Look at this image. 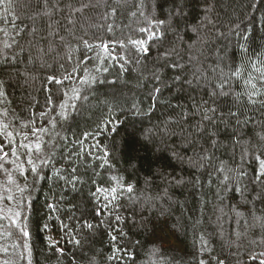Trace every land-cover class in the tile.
Here are the masks:
<instances>
[{
  "label": "trees",
  "instance_id": "obj_1",
  "mask_svg": "<svg viewBox=\"0 0 264 264\" xmlns=\"http://www.w3.org/2000/svg\"><path fill=\"white\" fill-rule=\"evenodd\" d=\"M57 3L62 11L55 10ZM85 4L89 7L72 14L75 23L68 24L71 9ZM157 4H162V0H48L52 10L49 16L36 15L45 11L44 0H21L16 4V14L20 16L16 28H27V31L18 38L24 51L20 52V47L13 45L5 52L8 58L19 53L16 60L0 62V81L4 82V96H0V124L9 125L7 131L13 133L10 138L0 134V144L7 145L5 151L10 153L12 145H19L21 141L34 142L31 130L35 126L50 129L42 134L45 145L51 141L60 146L45 148L46 153L54 150L55 155L48 166L40 169L39 177H34L26 163L17 161L24 163L25 174L21 176L17 171L13 174L24 192L21 194L13 189V195L19 200L18 206L14 201L0 203V209H3L0 212V264H199L200 259L207 261L210 256L227 258L226 264H259V260L264 259L259 255L264 252V245L250 243L264 235V230L249 228L239 239L235 235L237 231L245 232V220L249 225L253 223V213L264 216V202L252 199L264 192V187L256 185L254 190L250 183L259 167L255 153L241 159L244 142L264 144L257 135L264 134V108L248 105L245 95H241L239 102L235 96H229L216 113L217 116L223 113L227 123H219L218 128L206 123L203 136H197L193 127L200 121L193 104L207 100L209 106H213L208 92L212 90V84L220 82L221 72L229 79L233 93L246 92L245 81L252 72L249 60L257 59L256 54L264 58V0H176L182 8L173 7L169 0L162 5L163 14ZM113 8L115 13H112ZM141 11L150 18L165 20H169L170 13L182 12V15L173 19L164 47L158 49L153 45L140 66L129 63L125 65L127 71L121 73L119 64L122 60H113L95 47L91 51L84 47L85 40L96 45L146 38V34L138 31L147 26V21L139 15ZM33 16L35 19H30ZM7 19L11 20L10 17ZM109 25L112 31H108ZM33 27L37 29L34 37L29 35ZM0 29L15 35L11 23L4 19H0ZM50 31L64 36L68 47L58 36H49ZM5 41L11 43V38L0 31V48ZM241 45L247 49L246 53ZM172 47L176 48L180 63L186 67L165 69L161 73L168 87L163 88L154 102L150 98L154 87L151 73L162 64L158 57ZM40 48L44 51L40 52ZM110 51L117 58L122 52H127L129 59L135 58L134 51L119 46L114 50L110 47ZM190 56L197 59L188 66ZM238 66L241 76L232 78L230 73ZM74 67L75 72L72 71ZM84 68L88 69L87 75L95 77L96 82L90 86L79 85L78 78L86 75ZM104 68L108 71H103ZM194 72L203 74L208 81L202 79L200 87L195 86V81L188 85L186 81L193 79ZM68 74L72 75V80L64 79ZM176 75H181V81H174ZM253 75L256 74L253 72ZM48 77H55L62 83L57 84ZM73 88H79L81 95L88 99L73 101ZM61 103H66L63 110ZM153 103L156 107L149 112ZM133 104L142 108L146 115L132 117ZM229 110H239L241 120L248 116L251 121L237 126L235 119L227 116ZM61 111L67 112L66 120L59 115ZM185 112L188 113L186 122L182 119ZM41 113L46 115L41 116ZM49 120L56 122L55 128ZM109 120L123 122L118 133L110 132L111 125L104 128L103 122ZM132 120L139 129L135 138L128 135ZM208 130L218 133L213 137L219 141L215 149L207 139ZM85 132L90 135L85 137ZM25 133L29 140H24ZM145 135L154 142L146 145ZM189 139L199 143L186 147ZM237 139L240 144L235 143ZM201 146L214 152L211 166L197 170L171 158L175 151L187 159L194 151H201ZM105 147L109 152V165L101 168L103 161L96 157L103 156ZM69 155L71 162L64 159ZM9 159L15 158L9 156ZM220 161L228 167L242 166L246 171L243 184L248 191L243 196L234 187L226 189L220 184L222 176L215 173ZM73 166L79 168L84 180L77 185L76 191L53 177L57 168L62 170L61 174L70 175ZM5 167L15 169L11 163H6ZM112 176L122 178L120 184H130L134 191L128 193L126 187H120L117 181L110 179ZM4 179V172L0 170V181ZM34 180L38 182L34 183ZM92 180L96 181L95 185ZM176 180L184 183L176 184ZM96 187H117L119 200L109 204L105 196L110 200V192L98 193V198L87 195ZM46 200L58 201V211L51 212L44 207ZM104 204H108L105 214L95 216V209ZM11 206L17 208L20 217L11 218L7 211ZM109 211L112 213L111 226H101L100 220H109ZM235 212L243 215L237 217ZM116 215L123 219L116 222ZM85 221L94 227L88 229L84 226ZM24 230L29 235L25 236ZM121 231L123 236L119 234ZM165 231L174 238L177 246L163 245L161 233ZM112 236L117 239L113 241ZM202 237L211 252H201ZM75 240L80 243L77 245ZM230 241L234 242L231 246ZM113 245L121 250L118 253L121 258L109 261L107 257L112 254ZM58 249H63V253ZM253 253L257 256L256 261L249 260Z\"/></svg>",
  "mask_w": 264,
  "mask_h": 264
},
{
  "label": "snow or ice",
  "instance_id": "obj_2",
  "mask_svg": "<svg viewBox=\"0 0 264 264\" xmlns=\"http://www.w3.org/2000/svg\"><path fill=\"white\" fill-rule=\"evenodd\" d=\"M21 0H0V19H4L6 23H11L12 28L15 32V35L12 36L7 29H0V31H3L5 36H9L11 38V43H8L5 41L3 43V48H0V62L7 63L8 60L10 59L11 61H15L16 57L19 55V53H14L10 58L7 57V52H5L6 49H11L13 45H16L17 47H20L18 38L22 36L24 32L27 31V28H16V22L20 20V16L16 14L15 6L17 3H20ZM169 0H162V4H157L156 7L160 8L161 14H163V4H167ZM173 7L175 8H182V5L176 4V0H172ZM44 9L45 11L42 13H37L36 15H44V16H49L51 15V11L48 7V0H44ZM89 7V5H81L80 8H72L70 11V14L67 18L68 24H74L75 21L72 19V14L76 12H81L84 8ZM54 8L56 11H62V9L59 8L58 3L54 5ZM116 9H112V13H115ZM133 16L136 15V13H132ZM141 17L144 18L145 21H147V26L146 27H141L138 29V31L142 34H146V38H141V39H132L128 38L127 41L125 42L124 40H113L110 43L105 42L102 44H96L92 45L89 44L86 40L83 41L84 47L88 48L89 51H91L94 47L97 49L102 50V52L107 55L111 56L113 60L119 59L122 60L123 63L119 64V68L121 70V73H124L127 71V68L125 65L129 63H135L137 66H140L142 64V58H147L148 55L150 54L153 45L157 46V48H163L164 43H165V36L166 33L169 29L172 27V22L175 17H178L179 15H182V12L180 13H170V18L169 20L165 19H156V18H150L148 15L145 14V12L141 11L139 13ZM10 17L11 20L9 21L7 18ZM30 19H35V16L30 17ZM178 25V21H177ZM238 27V26H236ZM49 28H52V25H49ZM108 31H112V26H108ZM193 31H197L196 29H193ZM37 32V29L33 27L31 31L29 32L30 36H35ZM70 32V30H69ZM49 36H58L60 42L64 44L65 47H68L67 44H65V37L64 36H59L58 32H53L50 31ZM218 35H223V33H218ZM239 35V33H237ZM247 38L245 34V39ZM116 46H119L121 49L124 50H132L135 53V58L134 60L129 59L127 56V52H122V54L117 58L115 55H112V52L110 51V47L114 50ZM190 48L192 47L191 45L189 46ZM241 49L246 53L247 49L244 48V45L240 46ZM52 50L51 45L49 46V51ZM24 48L20 47V52H23ZM40 52H43L44 50L42 48L39 49ZM99 56V52L97 53ZM257 59L249 60V63L252 68V72L249 73V78L245 81V84L247 86L246 92L243 94L241 93H233L231 89L229 88V79L224 78L223 72H221V77H220V82L212 84L211 88L212 90L208 92L209 98L212 100V105L209 106V102L207 100L202 101L201 103L197 104L194 103L193 107L196 109L195 115L200 116V121L197 123V125L193 126L195 130V134L197 136H203L206 131V123L209 125H212L213 127H217L219 123H227L225 121L224 114L221 113L220 116H217L216 113L218 111V108L222 105L225 104L227 101V98L229 96H235L236 101L239 102L241 95H245L247 97L246 103L251 106H257L259 105L261 108H264V58H260V54H256ZM173 56H176L177 59H172ZM103 59L104 57H100ZM31 59V58H30ZM68 59H71V56L69 55ZM85 59H88L86 56ZM158 59L162 62L161 66L158 67L154 72L151 73V79L154 81V87L150 93V98L152 101H157L158 100V94L162 93L163 88H167L168 85L165 84L162 80V75L161 73L165 69H184L186 67L185 64L180 63L179 61V53L176 51L175 47L166 49L163 51V53L158 57ZM197 58L195 56H190L188 66L192 65V62L195 61ZM171 61V62H169ZM82 63V62H81ZM259 65V67L257 66ZM79 65H77L78 67ZM63 67V65H61ZM138 69H133V71H137ZM73 72L76 71V68L74 67ZM83 71L86 73L85 76L79 77L78 82L79 85L84 86L88 85L90 86L92 83H95V77L87 75L88 69L84 68ZM103 71H108L107 68H104ZM215 71V69H213ZM253 72L256 75H253ZM230 76L232 78H239L241 76V67H236L234 72L230 73ZM50 81H55L57 84L62 83L61 80H56L55 77H48ZM64 79L66 80H72L73 77L71 74L65 75ZM182 77L181 75H176L174 77V81H181ZM205 80L206 82L208 81V78L205 77L203 74L197 75L195 72L193 73V79H189L186 81L188 85H192L193 82L195 81V86L200 87V81ZM3 81H0V96H4L3 92ZM258 85H260L258 87ZM226 88H229V90H225ZM73 93V101L83 99L87 100L88 97L86 95L82 96L81 91L79 88H73L72 90ZM67 93H65V96L67 97ZM49 103H52L51 99H49ZM73 109L76 108V104H72ZM156 107V104L153 103L148 111L151 112L154 108ZM60 108L63 110L66 108V103H61ZM5 115L7 114L6 111L4 113ZM41 116H45L46 113H41ZM62 119H67V112L66 111H61L59 114ZM131 115L132 117H143L146 115L144 110L142 108H139L136 104L132 105V110H131ZM227 116L229 118L235 119L236 125H246L251 121V117L245 116L243 120L240 119L241 113L239 110L237 111H232L229 110L227 113ZM188 118V113L185 112L182 119L187 120ZM171 120V118H170ZM104 123V128L108 129V126L111 125L110 127V132L113 134L118 133L120 125L123 123L122 121H107L103 122ZM168 121L165 122L167 125ZM34 124V122H33ZM49 124L52 125L53 128L56 127V122L54 120H49ZM131 131L128 132L129 137L135 138L137 131L139 129L136 128L135 126V120H132L129 124ZM9 125L7 124H0V134H6L9 138L13 136L12 132L7 131ZM50 131L49 128L47 127H32L31 130V135L35 137V141H29L28 143H24L21 141L19 145H12L11 147V152L9 153L8 151H5V148L7 145L5 144H0V161H4V163H0V170H3L4 176L6 179L0 181V203H5V202H15L17 206L19 205V200L15 195H13V189H15L16 192L23 193L24 188L20 187L15 179V176L13 174L14 171L19 172L21 176L25 174V168H24V163H26L29 166V170L33 173L34 177H39L40 176V169L42 167H46L51 163L52 158L55 155L54 150L49 154L45 152V148L47 146H51L52 149H55L56 147H59V144L53 145L51 141L47 142V145L43 143V136L42 134H46ZM151 131V130H149ZM165 134H167L165 132ZM58 136L59 133H56ZM90 134L85 132L84 136L88 137ZM192 133H189V136H191ZM207 139L211 141V148L215 149L219 143L218 139H215L213 137H216L218 133L216 131H211L208 130L207 133ZM234 135H238V133H234ZM259 136L260 141H264V134H257ZM24 140H29L28 134H23ZM61 139H64L61 137ZM143 141L144 143L151 144L154 141L150 138V136L145 135L143 136ZM76 143H82V141H76ZM199 143L198 140L196 139H189L187 142V146H195ZM236 144H240V140L237 139L235 141ZM93 147H99V145H93ZM23 150V151H20ZM103 156H98L96 159L102 160L103 163L100 164L101 168H104L106 165H109V160L107 157H109V152L107 148H103ZM252 153H255L254 159L258 162V169L255 172L254 179L250 181V183L253 185L254 190L256 185H260L261 187H264V144H259V145H252L249 144L248 142H244V148H243V153L241 159H245L249 157ZM9 156L14 157L15 159H9ZM195 157V159L193 158ZM214 157V152L209 151L208 148H204L201 146V151L193 152L192 157H187L185 158L184 155H181L178 152L173 151L172 152V159L177 160L180 164L188 163L191 167L199 169H203L205 167L211 166L212 161ZM64 159H67L69 162H71V155L64 157ZM17 161H23L24 163H17ZM38 161V163H37ZM6 163H11L15 165V169H7L5 167ZM62 170L57 168L54 173L53 177L64 181L65 185H71L72 190L76 191L77 190V185L80 183H83V177L79 174V168L76 166H73L71 169V174L70 175H63L61 174ZM215 173H218L219 175L222 176V179L220 180V184L223 185L226 189L230 187H234L236 192L241 193L243 196L247 191L248 188L246 185L243 184V181L245 177L247 176L246 171L243 169L242 166H237V167H228L226 166L224 161H220L219 167L215 168ZM96 175H99V173H96ZM53 177H49V179H52ZM111 180L117 181V184L120 187H126V191L128 193H132L134 191L133 186L128 184H120V179H118L115 176H112L110 178ZM38 181L34 180V183ZM93 185L96 184L95 180L91 181ZM176 184H182L184 183L183 180H176ZM27 187V185H25ZM81 191H83L81 189ZM101 192H110L111 193V199H108V196H105V199L108 200V203L111 204L112 201H117L119 200V196L117 195L118 188L117 187H112L110 189H105L102 187H96L95 191L88 193L87 195L97 197L98 198V193ZM253 201H261L264 202V192H259L256 196H253ZM57 203L58 201H45L44 207H46L49 211L54 212L58 211L57 208ZM119 207V205H117ZM108 208V204H104L102 206H98L95 209V216H103L104 209ZM3 209H0V212H2ZM9 213H13V209L9 207L7 209ZM15 217H20L21 213L19 211H15L13 213ZM109 215V220H100L99 224L101 226L105 224L110 225V218H111V211L108 213ZM235 215L237 217H241L243 214L240 212H235ZM253 223L251 225L248 224L247 220L244 222V227H245V232H239L237 231L235 235L237 238H241L246 235L247 231L249 228H255L259 227L262 230H264V216H257L255 213H253ZM123 218L120 215L115 216V221L120 222ZM239 223V221H237ZM12 223L15 224L16 221L13 219ZM84 226L87 227L88 229H92L94 226L91 223L84 222ZM47 227V225H45ZM66 227V226H65ZM23 234L25 236L29 235V233L24 230ZM111 235V233H109ZM121 236L124 235V233L121 231L119 233ZM222 235V233H221ZM75 239V238H74ZM117 239V236H112V240L115 241ZM202 239V247H201V252H211V249L207 246V241ZM75 243L78 245L80 243L79 240H75ZM234 242H229V245ZM252 244H261L264 245V235L260 236L258 239H254L250 241ZM27 247V245H25ZM59 252L63 253V249H58ZM121 250L115 245H113V251L112 254L107 257L109 261L116 259L119 260L121 257L118 255V253ZM127 255L130 257L131 253H127ZM233 255H236L233 253ZM259 255L261 257H264V252H260ZM249 260L251 261H256L257 256L255 253L249 256ZM214 261L215 264H226L227 258L225 259H219L217 256H210L209 260L205 259H200L199 264H211V262ZM7 264V262H6ZM259 264H264V259L259 260Z\"/></svg>",
  "mask_w": 264,
  "mask_h": 264
},
{
  "label": "rangeland",
  "instance_id": "obj_3",
  "mask_svg": "<svg viewBox=\"0 0 264 264\" xmlns=\"http://www.w3.org/2000/svg\"><path fill=\"white\" fill-rule=\"evenodd\" d=\"M11 208L13 209V213L17 210L16 207L11 206ZM13 213H9L10 215H12L11 218H15ZM161 238L163 241V245H165V246H177V243L175 242L174 238L169 234V232L165 231V232L161 233Z\"/></svg>",
  "mask_w": 264,
  "mask_h": 264
}]
</instances>
